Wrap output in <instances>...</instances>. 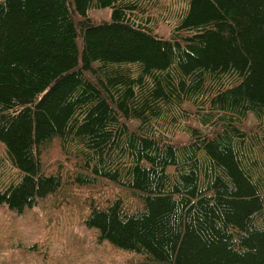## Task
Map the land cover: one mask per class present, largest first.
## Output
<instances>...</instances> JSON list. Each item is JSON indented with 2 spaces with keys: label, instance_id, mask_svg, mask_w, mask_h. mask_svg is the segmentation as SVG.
<instances>
[{
  "label": "trees",
  "instance_id": "trees-1",
  "mask_svg": "<svg viewBox=\"0 0 264 264\" xmlns=\"http://www.w3.org/2000/svg\"><path fill=\"white\" fill-rule=\"evenodd\" d=\"M163 1L0 0V208L108 182L84 224L139 264H264V0Z\"/></svg>",
  "mask_w": 264,
  "mask_h": 264
},
{
  "label": "rangeland",
  "instance_id": "rangeland-1",
  "mask_svg": "<svg viewBox=\"0 0 264 264\" xmlns=\"http://www.w3.org/2000/svg\"><path fill=\"white\" fill-rule=\"evenodd\" d=\"M159 10L163 11L171 4L164 0ZM158 14V12H156ZM90 16L96 22L108 21L110 9L95 10ZM156 25L162 36H169L174 27L170 16H156ZM186 110L197 115L195 108L188 105ZM188 119V118H187ZM171 122H175L171 120ZM188 125L204 129L195 118L187 120L183 127L173 134L174 139L186 142ZM246 126L253 127L251 119ZM47 152L44 161L49 171L64 167L71 170L65 157L59 152L58 146ZM4 145L0 141V153L4 154ZM67 166L69 168H67ZM103 183V184H102ZM92 193L82 191H64L58 198L49 199L32 211L23 215H14L0 208V264H139L142 257L136 253L121 250L109 243H101L96 230L88 229L84 224L88 213L89 198L97 201L113 200L122 197L125 203L129 194L112 188L108 182H102ZM106 186V187H105ZM112 190L109 192L108 188ZM130 200V198H129Z\"/></svg>",
  "mask_w": 264,
  "mask_h": 264
}]
</instances>
